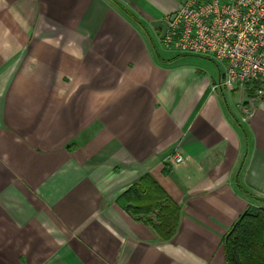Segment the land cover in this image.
<instances>
[{
	"label": "crops",
	"instance_id": "crops-1",
	"mask_svg": "<svg viewBox=\"0 0 264 264\" xmlns=\"http://www.w3.org/2000/svg\"><path fill=\"white\" fill-rule=\"evenodd\" d=\"M181 2L0 0V264H226L263 206L264 99L242 121L224 62L162 48L150 22ZM147 180L177 206L168 239L126 209Z\"/></svg>",
	"mask_w": 264,
	"mask_h": 264
},
{
	"label": "built area",
	"instance_id": "built-area-1",
	"mask_svg": "<svg viewBox=\"0 0 264 264\" xmlns=\"http://www.w3.org/2000/svg\"><path fill=\"white\" fill-rule=\"evenodd\" d=\"M174 13L161 39L164 48L224 62L218 86L245 85L252 93L246 121L253 103L264 99V0H182ZM173 161L183 157L175 154Z\"/></svg>",
	"mask_w": 264,
	"mask_h": 264
},
{
	"label": "trees",
	"instance_id": "trees-1",
	"mask_svg": "<svg viewBox=\"0 0 264 264\" xmlns=\"http://www.w3.org/2000/svg\"><path fill=\"white\" fill-rule=\"evenodd\" d=\"M150 185L143 192L138 185L131 186L123 195L133 202L126 209L136 218L153 214L157 220L154 228L163 239H168L176 228L177 206L154 180ZM221 245L226 264H264V206L247 205L222 236Z\"/></svg>",
	"mask_w": 264,
	"mask_h": 264
},
{
	"label": "water",
	"instance_id": "water-1",
	"mask_svg": "<svg viewBox=\"0 0 264 264\" xmlns=\"http://www.w3.org/2000/svg\"><path fill=\"white\" fill-rule=\"evenodd\" d=\"M175 17V13H172L170 15V17L168 18V20H164V19H157V20H153L151 21V25H153L154 27H157L160 29V35L159 38L162 39L164 37L166 28H167V23L172 21Z\"/></svg>",
	"mask_w": 264,
	"mask_h": 264
},
{
	"label": "rangeland",
	"instance_id": "rangeland-1",
	"mask_svg": "<svg viewBox=\"0 0 264 264\" xmlns=\"http://www.w3.org/2000/svg\"><path fill=\"white\" fill-rule=\"evenodd\" d=\"M159 43H160V42H159ZM159 43H158V45H159ZM160 44H162V43H160ZM162 46H163V44H162ZM162 48H164V46H163ZM165 51H166V50H165ZM209 59H210V58H209ZM210 61H211V60H210ZM212 61H213V60H212ZM210 63H211V62H210ZM251 196L253 197L252 199H253V201L255 200L254 202H256L257 205H260V204H261V205L264 206V204L262 203L263 200H261V199L259 200V198L256 197V196H254V195H251ZM258 201H259V202H258Z\"/></svg>",
	"mask_w": 264,
	"mask_h": 264
}]
</instances>
